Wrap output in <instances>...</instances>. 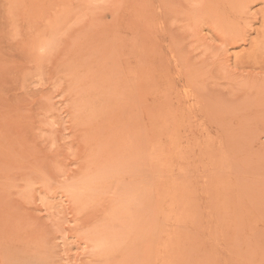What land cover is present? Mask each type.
Segmentation results:
<instances>
[{"label":"rangeland","instance_id":"rangeland-1","mask_svg":"<svg viewBox=\"0 0 264 264\" xmlns=\"http://www.w3.org/2000/svg\"><path fill=\"white\" fill-rule=\"evenodd\" d=\"M0 264H264V0H0Z\"/></svg>","mask_w":264,"mask_h":264}]
</instances>
